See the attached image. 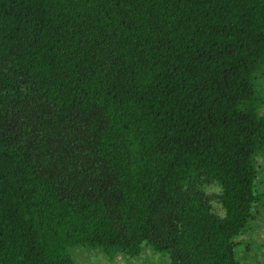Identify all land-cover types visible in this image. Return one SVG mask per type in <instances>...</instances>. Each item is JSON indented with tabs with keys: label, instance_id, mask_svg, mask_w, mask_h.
Instances as JSON below:
<instances>
[{
	"label": "trees",
	"instance_id": "obj_1",
	"mask_svg": "<svg viewBox=\"0 0 264 264\" xmlns=\"http://www.w3.org/2000/svg\"><path fill=\"white\" fill-rule=\"evenodd\" d=\"M263 80L264 0H0V264H240Z\"/></svg>",
	"mask_w": 264,
	"mask_h": 264
},
{
	"label": "rangeland",
	"instance_id": "obj_2",
	"mask_svg": "<svg viewBox=\"0 0 264 264\" xmlns=\"http://www.w3.org/2000/svg\"><path fill=\"white\" fill-rule=\"evenodd\" d=\"M261 113L264 115V107ZM257 161L260 181L258 188L264 192V158H258ZM200 192L211 211L223 217L224 209L219 200L220 187L215 183H206L201 186ZM236 241L234 251L240 264H264V206L256 214L248 232ZM71 255L74 264H173L168 254L156 253L147 246H143L142 251L134 257L119 255L111 258L100 250L80 246L72 248Z\"/></svg>",
	"mask_w": 264,
	"mask_h": 264
}]
</instances>
